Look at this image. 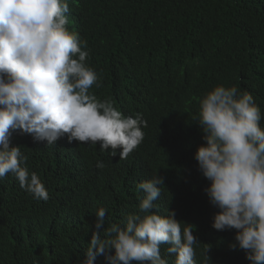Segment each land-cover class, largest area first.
Wrapping results in <instances>:
<instances>
[{
	"label": "trees",
	"instance_id": "trees-1",
	"mask_svg": "<svg viewBox=\"0 0 264 264\" xmlns=\"http://www.w3.org/2000/svg\"><path fill=\"white\" fill-rule=\"evenodd\" d=\"M67 28L86 42L100 101H119L146 122L142 149L152 152L170 186L160 212L189 224L205 264H250L230 246L236 230L212 227L218 212L194 154L204 143L200 100L216 86L250 93L264 113V0H68ZM264 128V119L260 122ZM12 146L49 199L36 200L9 173L0 179V264H83L99 208L105 225L124 227L123 205L98 194L86 151ZM105 155L106 161L111 159ZM123 162V161H122ZM125 163V162H124ZM101 238H106L101 230ZM208 257V258H207ZM209 261H208V260ZM95 264H106L98 256Z\"/></svg>",
	"mask_w": 264,
	"mask_h": 264
},
{
	"label": "clouds",
	"instance_id": "clouds-1",
	"mask_svg": "<svg viewBox=\"0 0 264 264\" xmlns=\"http://www.w3.org/2000/svg\"><path fill=\"white\" fill-rule=\"evenodd\" d=\"M68 12V0H0V179L11 173L34 199L47 201L12 135L49 150L73 145L76 153L94 155L89 172L98 194L119 201L126 217L124 227L105 229L106 210L96 211L83 264H95L98 256L106 264H205L193 226L182 228L174 211L159 210L170 182L154 154L142 149L146 122L119 101L93 94L99 77L86 64V42L67 28ZM262 119L253 96L235 86L208 92L197 117L204 143L194 159L209 181L208 201L218 209L212 227L236 230L230 247L243 250L250 264H264ZM104 153L109 161L96 157Z\"/></svg>",
	"mask_w": 264,
	"mask_h": 264
}]
</instances>
